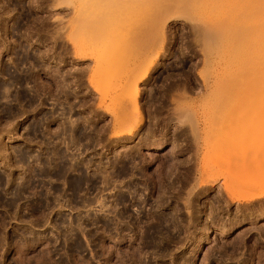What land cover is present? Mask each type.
<instances>
[{
    "label": "rangeland",
    "instance_id": "374dc122",
    "mask_svg": "<svg viewBox=\"0 0 264 264\" xmlns=\"http://www.w3.org/2000/svg\"><path fill=\"white\" fill-rule=\"evenodd\" d=\"M252 1L0 0V264H264Z\"/></svg>",
    "mask_w": 264,
    "mask_h": 264
},
{
    "label": "bare ground",
    "instance_id": "6f19581e",
    "mask_svg": "<svg viewBox=\"0 0 264 264\" xmlns=\"http://www.w3.org/2000/svg\"><path fill=\"white\" fill-rule=\"evenodd\" d=\"M246 1H248L249 2V0H246ZM250 1H252V0H250ZM248 2H246V3H248ZM254 2H256V3H258V5L260 6V4H262V6L260 7V8H262L263 7V0H253L252 1V3H251V5L253 4V7H252V9L253 10H256V7L258 8L257 10L259 11L257 14H254V13H256V11L254 12V11H252V12H254V13H251L252 15H255L253 18L251 17L252 15H248L247 16V14L245 15L246 16V18H243L244 16H242V20H239V17L240 16H237L236 17V13H232V14H234L235 15V17H236V19H238V22L236 21V19L234 20V21H232L233 20V17L234 16H231L230 14V12L231 11H225L224 9V11L227 13V15H230V18H232V20L229 18V20L227 19V17H229V16H227V15H225L226 16V18L223 16V14L221 15L222 16V18L224 17V19H222L221 18V21H223L224 22V24L223 25H225V28L227 29V30H224V31H227L226 33H224V32H221L222 34L221 35H223V33L226 35V37H228V35L227 34H229L230 36V39H226L225 38V35H223L224 36V40H222V38L220 37V39H219V41L220 40H222V42L223 41H225V45H227V43L226 42H228V41H231V42H233V41H235V39L238 37V35H239V33L240 32H242V31H244V30H246V33H247V36H248V38H249V40H250V42L252 43V47H253V53H252V55L254 54L255 56H257L258 55V57H255L254 55L252 56L251 54V56H252V58L253 59H255L256 58V60H260L261 59V57H262V59H261V61H259V62H264V60H263V56H262V54H264V49H263V47H264V41H262V39L264 38L263 36H264V16L263 15H261V14H264V8H262L263 10L261 11L262 13H260V8L258 7V5L256 4V3H254ZM257 6H256V5ZM230 5V4H229ZM231 6V5H230ZM256 6V7H255ZM245 8H246V6H245ZM241 9V8H240ZM260 9V10H259ZM227 10V9H226ZM232 11H233V9H232ZM230 14H229V13ZM243 12H245V11H243ZM223 13V12H222ZM247 13V12H246ZM243 14V13H242ZM261 15V16H260ZM220 17V15H218V18ZM248 17L250 18V20L251 19H253V21H250L249 20V24H247V21H248ZM225 19H227L228 21H229V23L232 25V27H231V25H229L228 26V24L229 23H227V25L225 24ZM244 19H246V21H243ZM231 20V21H230ZM219 22H220V20H219ZM231 22H233V23H231ZM216 24H217V22H216ZM222 24V23H221ZM220 24V25H221ZM226 26H228L229 27V32H228V27H226ZM230 28H232V31L230 30ZM224 29V28H223ZM223 31V30H222ZM230 32H232L233 34L235 33V36H237L235 39H234V36H233V34H231ZM220 34V33H219ZM233 36V38H232V36ZM262 35V36H261ZM222 36V37H223ZM258 36V37H257ZM263 37V38H261V37ZM260 37V38H259ZM233 39V41H232V39ZM226 39V40H225ZM218 40V39H217ZM260 40V41H259ZM263 42V44H262V42ZM261 42V43H260ZM216 43V42H215ZM219 43L220 44H222L223 45V43H221V42H218L217 43V47L219 48H217L219 51V54H220V47L222 48V46L221 45H219ZM228 44H229V42H228ZM233 44V43H232ZM263 45V47H262V45ZM216 45V44H215ZM224 46V45H223ZM224 47H227V46H224ZM234 48V47H233ZM229 49V48H228ZM227 49V58H225L224 56V52L226 51L224 48H223V52H221V54H220V56L221 55H223L222 57L223 58H225V59H227V61L228 62H226V65H227V63H229L228 64V68H226V71L224 72L225 74L227 73V75H231V74H234V75H236V74H239V72L241 73V69H240V67H237V66H240V62H241V60H240V58H238L237 56H235V55H232V53H231V51L230 50H228ZM225 50V51H224ZM233 50V49H232ZM230 51V52H229ZM255 52H256V54H255ZM251 58V59H252ZM224 60V59H223ZM226 61V60H225ZM255 63H257V62H255ZM263 64V63H262ZM236 68H235V67ZM227 67V66H226ZM235 68L236 70H233L232 68ZM231 68V69H230ZM237 68H239V71H237ZM227 69H230L229 71H233L231 74H230V72L227 70ZM224 74V75H225ZM240 75V74H239ZM223 76V75H222ZM226 76V75H225ZM227 77V76H226ZM231 77V76H230ZM25 156H26V154H25ZM25 158V157H24ZM252 198H254V196L252 197Z\"/></svg>",
    "mask_w": 264,
    "mask_h": 264
}]
</instances>
